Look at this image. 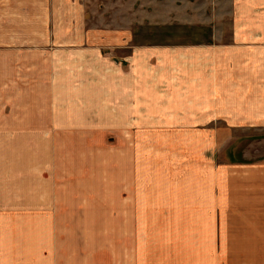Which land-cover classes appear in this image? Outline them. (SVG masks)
I'll use <instances>...</instances> for the list:
<instances>
[{
    "label": "crops",
    "instance_id": "obj_1",
    "mask_svg": "<svg viewBox=\"0 0 264 264\" xmlns=\"http://www.w3.org/2000/svg\"><path fill=\"white\" fill-rule=\"evenodd\" d=\"M60 2L0 0V243L61 232L63 217L75 227L86 211L117 234L90 264H264V154L222 160L217 131L205 146L207 132L188 128L264 126V0H164L173 11L164 24L191 32L153 43L144 64L134 45L114 102L107 71L100 87L60 80V35L48 33ZM142 72L154 84L147 95ZM112 103L126 123L113 156L101 140L114 129ZM161 122L187 128L152 130ZM89 148L100 153L95 171L84 163ZM22 244L20 255L32 249ZM49 249L40 264H77L75 252Z\"/></svg>",
    "mask_w": 264,
    "mask_h": 264
},
{
    "label": "rangeland",
    "instance_id": "obj_2",
    "mask_svg": "<svg viewBox=\"0 0 264 264\" xmlns=\"http://www.w3.org/2000/svg\"><path fill=\"white\" fill-rule=\"evenodd\" d=\"M57 14H60V16L56 17ZM172 14L173 11L166 7L164 0H61L58 11L55 6L54 21L51 17V24L48 29V33L59 34L61 39L59 45L61 49L60 57L59 62H57L60 67V80L62 83L72 80L70 86L77 87L84 81V79H81L84 76L86 77L85 81H90L95 84V87L98 85L100 87V77L108 74V86L112 95L111 98L109 97V101L114 102L118 96L117 88H120L119 81L123 78V74H120L118 67L131 64V57L130 59L124 57L132 56L134 45H137L140 49L141 61L144 64L145 59L142 52L152 47L153 43H156V41L164 43L167 38L165 36L191 32L187 27L181 25L164 24L167 21L166 16L169 20H172L170 18ZM195 32L196 29L193 33ZM52 44H54L52 41L46 43L50 46V49ZM81 71H94V73H82L83 75H80L79 72ZM139 76L142 95H147L149 88L154 84L149 81V76L145 72H142ZM126 82L128 81L125 80L124 83ZM144 102L142 105L148 104V101ZM111 105L110 114L114 113V115H110V121L107 124L114 129L110 128L108 137L106 135L101 140L108 141L109 154L113 156L115 150L112 147L116 145L118 133L116 128L126 123L117 121L118 117L115 116L117 105L116 103ZM98 107L100 108V106ZM62 114L69 115V112H63ZM97 123L99 124V122ZM153 124L156 126L152 130H161L166 126L169 127L168 129L187 128L184 125L185 123L161 122ZM250 124L246 122H204L189 123L188 128L204 129L207 132L205 133L206 137H204L205 146H212L211 141L214 139L213 137H207L208 132L217 131L218 136L215 135L214 140L220 148L221 159L233 160V158L235 159L234 156L238 157V153L242 151L247 153L248 157H257L264 154V126L261 123H255L256 126ZM150 127L152 128V126ZM141 128L148 127L146 123L142 122ZM198 140L203 141V138L199 137ZM88 141L89 145H95L91 139H88ZM68 144L71 145L69 141ZM199 144L203 145V143ZM85 150L84 163H87L88 169L91 168L92 171H95L96 165L94 162H97L96 157L100 153L91 148ZM95 221L98 223L97 217H91L89 212L83 211L82 215L78 212L75 227L72 223L70 224L69 218H61V232L36 234L33 239L30 238L32 233L24 232L19 235L16 232L12 233L13 235H8L9 240L7 238L0 243V264H40L41 259L43 260L41 258L43 253L44 260L54 257L49 247L55 248L56 244H58L62 259L70 257L75 252L77 264H90V254L100 251L99 249L98 251L95 250V248L106 247L107 245L113 246L117 242L115 227L101 228L94 225ZM22 231L25 230L22 229ZM27 234L29 238H27ZM19 241L23 243L22 247L27 245L32 249L20 255L19 250L16 248ZM11 243H13L14 248L11 247ZM38 246L45 247V249L37 253ZM88 247L94 248L86 249Z\"/></svg>",
    "mask_w": 264,
    "mask_h": 264
}]
</instances>
